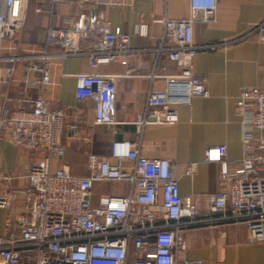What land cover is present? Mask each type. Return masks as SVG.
Listing matches in <instances>:
<instances>
[{"label":"built area","instance_id":"2783aa9c","mask_svg":"<svg viewBox=\"0 0 264 264\" xmlns=\"http://www.w3.org/2000/svg\"><path fill=\"white\" fill-rule=\"evenodd\" d=\"M133 1L50 0L51 5L76 7L79 13L65 14L61 25L47 28L44 44H35L18 36L30 0H0V85L14 78L21 63L25 90L15 97L0 88V131L32 155L24 174L0 168V210L8 212L0 231V264H203L188 257L183 229L226 221L244 222L250 240L264 242V83L242 87L235 102L240 163L229 162L225 143L205 150L207 161L221 165L218 191L182 196L180 176H193L198 161L179 168L171 158L141 151L146 126L176 124L177 105L209 95L206 80L194 71V58L199 50L221 43L197 44L194 23L214 21L218 0H191L188 16L161 20L157 58L167 52L180 71L147 75L163 78L165 85L148 92L146 110L135 120L136 140H113L109 155L89 152L86 175L74 174L66 165L52 167V158L65 153L67 121L66 110L52 108L45 94L53 84L55 61L86 55L92 67L117 61L127 65L134 51L132 37L148 35L149 25L138 22L133 32H126L113 27L101 7H124ZM35 10H43L41 2ZM251 33L264 40V20ZM118 77L96 71L76 74L77 98L95 100V124L117 122ZM31 87L38 92L29 94ZM7 102L16 107L9 110ZM22 178L26 183L16 185ZM110 181L123 182L126 188L96 195L95 185Z\"/></svg>","mask_w":264,"mask_h":264},{"label":"crops","instance_id":"0c3cea01","mask_svg":"<svg viewBox=\"0 0 264 264\" xmlns=\"http://www.w3.org/2000/svg\"><path fill=\"white\" fill-rule=\"evenodd\" d=\"M39 2L43 10L37 12L35 6ZM101 10L113 27L133 32L136 23L144 22L149 25V32L145 36L132 37L130 46L134 51L127 65L117 61L92 67L86 55L67 56L55 61L53 84L45 94L52 108L66 110L67 121L62 137L65 153L62 157L52 158V167L66 165L77 175L88 174L89 152L109 155L113 140H136L135 120L146 110L148 92L162 89L165 85L163 78L151 80L147 75L153 71L158 74L180 71L167 52H162L157 58L155 49L164 31L161 20L188 16L191 0H134L124 7L102 6ZM70 13L78 14L79 10L64 4L51 5L50 0H30L25 36L24 28L18 36L28 43L44 44L47 28L61 25L63 16ZM261 20H264V0H218L214 21L197 20L194 23L197 44L221 43L214 49L199 50L194 58V71L206 80L209 95L194 96L190 104L177 105L179 121L176 124H152L144 129L141 146L144 155L171 158L179 168L198 161V169L193 176H180L182 196L219 190L221 165L205 159L208 146L227 144L229 162L232 165L240 163L241 125L234 106L242 87L264 83V40L260 34L251 33ZM243 35L246 37L237 39ZM127 70H130V75H126ZM92 71L119 75L115 124H95V100L76 96V74ZM22 77L20 63L14 78L0 88L19 97L25 91ZM28 92L36 94L38 91L31 87ZM3 102L0 95V103ZM6 105L9 110L16 107L14 102ZM31 158L28 150L14 144L0 131V168L13 174H24ZM25 183V178L15 181L16 185ZM98 184L101 183L95 185L96 195L109 193H97ZM18 207V212H22V206ZM7 214V211L0 210V231ZM182 235L188 257L201 259L203 264H264V242H252L244 222L193 225L184 228Z\"/></svg>","mask_w":264,"mask_h":264},{"label":"rangeland","instance_id":"374dc122","mask_svg":"<svg viewBox=\"0 0 264 264\" xmlns=\"http://www.w3.org/2000/svg\"><path fill=\"white\" fill-rule=\"evenodd\" d=\"M32 7V6H31ZM30 7V11L32 8ZM25 28H24V36H25ZM126 188V185L123 182H116V181H110L98 184L96 188L97 193L102 192H109V193H118L123 191Z\"/></svg>","mask_w":264,"mask_h":264}]
</instances>
